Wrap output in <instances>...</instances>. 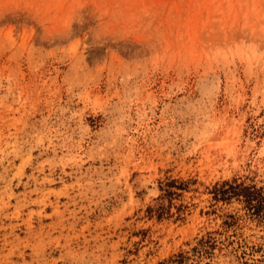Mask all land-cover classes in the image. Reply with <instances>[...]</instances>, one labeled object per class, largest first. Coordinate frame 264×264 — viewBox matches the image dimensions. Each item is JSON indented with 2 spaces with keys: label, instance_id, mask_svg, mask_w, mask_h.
Here are the masks:
<instances>
[{
  "label": "rangeland",
  "instance_id": "1",
  "mask_svg": "<svg viewBox=\"0 0 264 264\" xmlns=\"http://www.w3.org/2000/svg\"><path fill=\"white\" fill-rule=\"evenodd\" d=\"M234 178L264 192V0H0V264H264Z\"/></svg>",
  "mask_w": 264,
  "mask_h": 264
},
{
  "label": "trees",
  "instance_id": "2",
  "mask_svg": "<svg viewBox=\"0 0 264 264\" xmlns=\"http://www.w3.org/2000/svg\"><path fill=\"white\" fill-rule=\"evenodd\" d=\"M163 193L158 199H167L171 202L173 195H179L171 188L183 189L184 182L176 179L169 180L165 183ZM212 197L216 201L230 202L231 199L236 198L245 204L246 209L257 216L264 215V192L262 188H257L255 185H247L243 181H237L236 178L232 180H223L220 183H215L211 188ZM150 215H155L158 219L162 218L167 213L166 206L159 202L156 206L148 207Z\"/></svg>",
  "mask_w": 264,
  "mask_h": 264
}]
</instances>
